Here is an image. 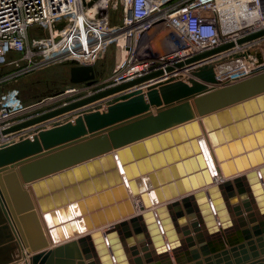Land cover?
Listing matches in <instances>:
<instances>
[{"label":"water","instance_id":"obj_1","mask_svg":"<svg viewBox=\"0 0 264 264\" xmlns=\"http://www.w3.org/2000/svg\"><path fill=\"white\" fill-rule=\"evenodd\" d=\"M61 66L71 86L101 78ZM162 74L0 132L18 134L0 143V264H264V67L232 55L142 87Z\"/></svg>","mask_w":264,"mask_h":264},{"label":"built area","instance_id":"obj_2","mask_svg":"<svg viewBox=\"0 0 264 264\" xmlns=\"http://www.w3.org/2000/svg\"><path fill=\"white\" fill-rule=\"evenodd\" d=\"M221 2L0 0V132L32 117L24 115L35 110L23 104L18 89L9 87L11 83L27 72L66 61L96 66L111 44H115L118 58L109 79L100 78L90 87L70 86L63 90L68 96L58 103L69 102L64 101L68 97L83 98L159 70L163 74L142 87L185 78L197 66L232 55L241 56L247 73L263 68L264 35L190 66L177 67L191 57L264 30V0ZM118 7L121 20L112 24L111 14ZM232 8H237L234 13ZM234 22L239 23L237 27H231ZM148 36V43H144ZM152 41L160 42L161 47L159 53L149 56L145 54L146 46ZM169 67L173 70L166 72Z\"/></svg>","mask_w":264,"mask_h":264},{"label":"rangeland","instance_id":"obj_3","mask_svg":"<svg viewBox=\"0 0 264 264\" xmlns=\"http://www.w3.org/2000/svg\"><path fill=\"white\" fill-rule=\"evenodd\" d=\"M112 24H117L121 20V10L118 7V10H115L111 14L110 19ZM151 39L154 38L153 34L149 35ZM149 36L145 38L144 43H148ZM161 47L160 42L157 43L152 41L150 44L146 46L147 52L149 56H152L156 52H160L158 50ZM145 48V49H146ZM157 49V50H156ZM117 49L115 44H111L106 51L105 56L99 61L97 65V70L101 74V79L107 81L111 76L112 70L115 66L117 61ZM20 85L21 84H29L31 87V91H27L26 98H25V106H31L36 104L39 100H45L51 97L54 94L61 92L68 88V71L66 67L61 66V64L52 65L47 67L46 69L34 71V72H27L22 75L19 79ZM17 80V81H18ZM78 97H68V99L64 101H71ZM61 102H54L46 104L40 108H37L33 111L28 112L24 117L35 116L40 114L46 110L56 107Z\"/></svg>","mask_w":264,"mask_h":264},{"label":"bare ground","instance_id":"obj_4","mask_svg":"<svg viewBox=\"0 0 264 264\" xmlns=\"http://www.w3.org/2000/svg\"><path fill=\"white\" fill-rule=\"evenodd\" d=\"M225 1H227V0H222L221 4H224ZM236 3H238V1H237ZM234 9H237V8H232L233 13H234ZM234 16H235V15H234ZM238 24H239V23L234 22V23L232 24L231 27H237ZM16 135H18V134H16ZM16 135H14V137H13V135L9 134V135H6V136H3V137H0V141H1V140H6V139L9 140V139H11V138L16 139V138H17ZM200 145H201V147H202V151H203V153H204V156H205L206 159H207L208 167L211 169L213 165H212V162L208 159V154H209L208 149H207V147L205 146V144H204L202 141L200 142ZM135 201H136V200H135Z\"/></svg>","mask_w":264,"mask_h":264},{"label":"trees","instance_id":"obj_5","mask_svg":"<svg viewBox=\"0 0 264 264\" xmlns=\"http://www.w3.org/2000/svg\"><path fill=\"white\" fill-rule=\"evenodd\" d=\"M98 65V64H97ZM96 65V66H97ZM9 87H13V88H16V89H18V91H19V94H20V99H21V101L23 102V104L25 105V96H26V92L27 91H31L32 89H31V87H29V84L28 85H26V84H21L20 85V82H19V80L18 81H16V82H13V83H11L10 85H9Z\"/></svg>","mask_w":264,"mask_h":264},{"label":"crops","instance_id":"obj_6","mask_svg":"<svg viewBox=\"0 0 264 264\" xmlns=\"http://www.w3.org/2000/svg\"><path fill=\"white\" fill-rule=\"evenodd\" d=\"M95 68H96V71L98 72V70H97V66H95ZM68 71V70H67ZM71 85H70V83H69V72H68V88L70 87ZM118 95V94H117Z\"/></svg>","mask_w":264,"mask_h":264}]
</instances>
